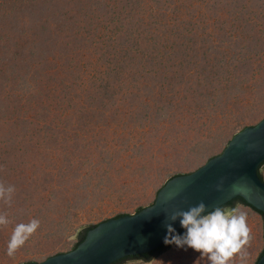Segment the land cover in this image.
Wrapping results in <instances>:
<instances>
[{
	"label": "rangeland",
	"instance_id": "obj_1",
	"mask_svg": "<svg viewBox=\"0 0 264 264\" xmlns=\"http://www.w3.org/2000/svg\"><path fill=\"white\" fill-rule=\"evenodd\" d=\"M122 1L111 13L108 0H0V181L16 188L0 201L12 221L0 264L73 249L86 226L152 204L264 117V0H142L130 29ZM238 203L256 264L264 218ZM32 218L39 229L8 257L14 225ZM119 264L209 262L172 244Z\"/></svg>",
	"mask_w": 264,
	"mask_h": 264
},
{
	"label": "water",
	"instance_id": "obj_2",
	"mask_svg": "<svg viewBox=\"0 0 264 264\" xmlns=\"http://www.w3.org/2000/svg\"><path fill=\"white\" fill-rule=\"evenodd\" d=\"M264 117L238 131L226 147L197 169L169 178L152 204L135 213L110 217L91 228L75 248L42 261L20 264H110L127 255L148 252L164 243L168 223L178 232L179 221L167 219L174 211L204 202L207 210L242 196L264 212ZM222 184V190L217 185ZM174 197L168 199V197ZM167 201V203H166ZM166 210V211H165ZM256 264H264V252Z\"/></svg>",
	"mask_w": 264,
	"mask_h": 264
},
{
	"label": "clouds",
	"instance_id": "obj_3",
	"mask_svg": "<svg viewBox=\"0 0 264 264\" xmlns=\"http://www.w3.org/2000/svg\"><path fill=\"white\" fill-rule=\"evenodd\" d=\"M0 170H3L2 165ZM217 190H222V184L217 185ZM15 192L14 185L0 181V201L10 205ZM173 198L168 197L169 200ZM167 219L172 222L179 221L183 232L178 233L172 224L168 223L167 235L164 238L166 245L175 244L179 248H190L200 253V258H206L209 264H233L237 257L239 264H248L247 248L252 240V229L243 205L237 203L232 207L216 206L209 211L205 203L200 202L187 210L172 212L167 215ZM10 223L12 221L8 215L0 212V228L7 227ZM39 227L38 218H32L27 223H16L7 241L6 255L14 257Z\"/></svg>",
	"mask_w": 264,
	"mask_h": 264
},
{
	"label": "trees",
	"instance_id": "obj_4",
	"mask_svg": "<svg viewBox=\"0 0 264 264\" xmlns=\"http://www.w3.org/2000/svg\"><path fill=\"white\" fill-rule=\"evenodd\" d=\"M122 2L124 3V6H121L120 9L124 11V16L121 17V20H119V21H121L122 24H123V26L120 25V27H126V28H128V29H130L131 27H133V26L136 25L135 22H133V21H134V17H135L137 14H142V8H143V6H144L143 2H147L148 5H149V4H152V3L150 2V0H143V2H142V0H141L140 2H139V1H134V0H131V1H130V0H127V2H126L125 0H123ZM118 3H120V0H108V2H107V6H108V7H111V8H110L111 13L114 11V8L117 7V6H115V5L118 4ZM118 6H120V5H118ZM133 9H134V10H133ZM132 10H133V11H132ZM118 12H119V11H118ZM114 14H115V13H114ZM114 18H115V16H114ZM131 25H133V26H131ZM128 32H129V31L125 32L124 34H126V33H128ZM124 34H123V35H124ZM129 34H130V33H129ZM131 34H135V35H136V33H131ZM32 44H34V43L28 44L29 48H31L30 45H32ZM33 46H34V45H33ZM53 75H54V73H53ZM35 76H36V75H35ZM61 78H62V79H61ZM63 78H64L63 75H62V77L59 78V79H61V82H63ZM263 164H264V162L262 163V165H263ZM260 169H261V166H260V168H259V175H260V177H261L262 179H264V177H263V175H262ZM176 175H177V174H176ZM238 202L250 206L252 209H254V210H256L258 213H260V214L263 216V218H264V212L260 211L259 209L255 208V207H253L252 205H250L249 203H247V202L244 200V198H243L242 196H236V197H234L233 199H231L230 201H228L227 203L222 204V205H220V206L232 207V206H235V204L238 203ZM144 207H145V206H141V207H139V208L136 210V212H137V211H140V210L143 209ZM125 214H126V213H119V214L115 215L114 217L121 216V215H125ZM107 219H108V218H107ZM105 220H106V219H105ZM100 222H101V221H100ZM98 223H99V222H98ZM98 223L90 224V225L86 226L83 230H81L80 233H79V237H78L77 241L74 243L73 248L77 247V246H78V245H79V244L85 239V237H86L88 231H89L91 228H93L94 226H96ZM182 232H183V229H180V230L178 231V233H182ZM171 245H172V244H167V245H166L165 243H163L162 245H160L159 247H157V248H155V249H152L151 251L143 252V253H138V254H134V255H127V256H125V257H122V258H120V259H118V260H116V261L110 263V264H119V263L123 262L124 260H126V259H131V258H139V259H143V260H145V261H148V260H150V259L156 257L157 255H159L162 251L166 250V249H167L169 246H171ZM263 252H264V248H263V250L261 251V253L259 254L258 259H259L260 256L263 254Z\"/></svg>",
	"mask_w": 264,
	"mask_h": 264
}]
</instances>
